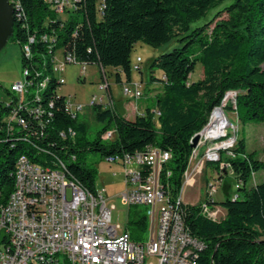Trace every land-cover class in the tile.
I'll return each mask as SVG.
<instances>
[{
  "label": "trees",
  "instance_id": "obj_1",
  "mask_svg": "<svg viewBox=\"0 0 264 264\" xmlns=\"http://www.w3.org/2000/svg\"><path fill=\"white\" fill-rule=\"evenodd\" d=\"M10 1L15 24L9 40L22 46L23 70L29 68L34 86L30 97L43 113L26 115V127L0 131V205L7 203L14 190L15 162L20 155L48 168L61 169L56 163L60 159L72 177L95 191L97 169L83 159L85 150L105 158L149 147L171 154L162 168L161 182L175 200L194 150L192 138L229 92L236 96L227 108L241 123L264 124V0H77L76 8L65 17L46 0ZM224 3L213 19L192 27ZM44 35L54 41H44ZM178 36L187 39L185 44L160 54L150 65L151 70L163 72V87L148 99L151 103L145 112L130 118L115 108L95 105L92 111L102 126L90 139L86 115L72 117L65 109L66 97L58 92L62 84L53 70L56 52L63 49L82 64L121 69L131 81V53L137 42L160 47ZM25 45L30 46V55ZM197 63L203 66V76L190 82ZM157 79L151 76V81ZM117 80L121 82L120 74ZM9 110L10 106L0 103V123ZM111 128L115 137L104 140L102 136ZM36 132H42V137ZM233 151L236 156L228 159L230 169L225 170L237 178L236 197L208 200L211 207L225 208L226 215L214 220L202 214V200L183 205L193 237L205 244L199 264H264V182L248 186L253 174L264 169V159L256 151H247L244 138L237 140ZM215 163L218 169L220 162ZM147 210L145 205H130L127 230L135 242L147 239Z\"/></svg>",
  "mask_w": 264,
  "mask_h": 264
},
{
  "label": "built area",
  "instance_id": "obj_2",
  "mask_svg": "<svg viewBox=\"0 0 264 264\" xmlns=\"http://www.w3.org/2000/svg\"><path fill=\"white\" fill-rule=\"evenodd\" d=\"M46 1L57 14L65 17L76 8L77 0ZM16 3L20 4V1L16 0ZM42 39L54 41L49 35H44ZM30 42H34V36L30 37ZM60 50L63 60L60 65L57 64L56 52L54 73L58 69L63 70L68 63H79L71 54ZM30 53L29 46L28 55ZM141 62L142 58L138 56L131 67L140 71ZM79 64L83 66L80 76H85L87 64ZM23 75L24 80L5 88L8 99L0 97L1 104L10 106L1 119L0 131L5 128L9 132L16 126L26 127V115L43 113L30 97L34 86L29 68L23 70ZM100 75V93H94L87 104L74 100L72 95H64L65 109L72 117L85 115L86 110L93 109L95 105L115 108L105 71L100 70ZM56 77L61 84L66 83L63 76ZM40 83L44 84V81ZM122 90L129 100L138 99V92L144 91L141 84L128 80L122 82ZM74 106H81V113H74ZM158 115L157 110L155 116ZM115 134V129L111 128L102 137L112 140ZM36 135L40 138L43 133L36 132ZM231 145L225 144L219 153L206 152L208 161L220 162V173L230 166L228 159H222V152L228 158L236 156ZM197 150L198 146L190 157L182 187L192 180L195 171L192 161L198 156ZM170 158L169 151L158 147L104 158L109 164H120L124 169L125 188L119 194L123 203L148 207L151 233L143 242H135L127 229L121 232L113 224L112 207L104 190L96 188L93 191L83 186L68 173L62 160L57 159L56 162L61 164V173L39 171V168H32L22 161V166L18 168L19 190L11 201V208L2 209L0 205V264H36L42 254L51 252H58V259L45 264H60V259L73 260V264H199L197 258L205 244L200 239H193L183 207L187 203L180 196L174 200L161 182L162 168ZM220 185L209 182L201 204V213L214 220L221 219L217 216L219 206L211 207L208 200L214 198ZM164 208H171V217H164Z\"/></svg>",
  "mask_w": 264,
  "mask_h": 264
},
{
  "label": "rangeland",
  "instance_id": "obj_3",
  "mask_svg": "<svg viewBox=\"0 0 264 264\" xmlns=\"http://www.w3.org/2000/svg\"><path fill=\"white\" fill-rule=\"evenodd\" d=\"M225 5H227V3L211 9L206 17L196 23H193L192 27H195L197 24L202 25L203 23L213 19L217 12L221 11ZM222 16L226 17L227 14L222 12ZM220 18L221 17L217 19L219 20ZM180 37L181 36L174 37L170 42L165 43L160 47H153L141 41L134 45L131 53V64H135L138 56L142 58V62L140 63V71L132 68L131 82L141 84L144 90L143 92L145 93L141 98L136 100L132 99L131 101L138 104H145V102L149 99L146 98L148 95L154 91H161L163 87L161 79L164 77V74L159 69H155L154 71L151 70L150 65L153 59L160 54L169 52L175 47H180L185 44L187 39L180 40ZM24 50L29 51L28 45L24 46ZM62 60V50H59L56 55L57 64L60 65ZM82 67L83 66L79 63H68L63 70L58 69L55 75L58 77L63 76L66 79V83L62 84L60 89H58L59 93H63L67 97L72 95L74 100L87 104L94 93H100L98 86V81L100 79V67L96 64L87 65L85 76H80ZM115 72L116 69L114 68L107 69L105 71V75H108L109 81L112 85L115 109L121 115L132 118V115L129 111H126L125 108V104L129 102V99L123 93L122 84L119 81H116ZM152 75L158 79L151 81ZM202 76L203 66L201 63H197L194 72L190 75L189 81L192 82L199 80ZM80 77H82V79ZM24 79L22 46L18 42L9 40L7 45L0 51V97L4 96L8 99L9 96L4 91L5 88H9L13 83ZM235 96L236 92H229L222 104L227 117L231 121V125L225 129L224 135L220 137V139L223 137L224 139L217 143L225 141L231 143V146L235 147L237 140L244 138L246 140L247 151H256L258 158L264 159V153L262 152V149L264 148V124L251 122L244 125L241 123L237 114L227 108L228 104L235 102ZM148 103H151V101L148 100L147 104ZM74 109L77 113H81V106H74ZM85 115L90 124L89 137L90 139H93L102 124L98 123L95 119L92 109H87ZM212 118L213 115L211 116V119ZM225 137L228 138L225 139ZM216 140H219V138H206L204 135L201 136L197 150L198 156L192 161V167L195 169L192 180L187 185L183 186L180 192L182 201L190 204H196L201 201L205 196L207 188L209 187V182H215L216 184L221 183L218 190L214 193V200L216 202L223 201L227 196L233 197V195L238 192V182L235 174L231 170H225L220 173V168H216L217 163L208 161L206 158V152H209V149H211L214 144H217L213 143ZM221 151L222 148L220 150L211 151L210 153H219ZM222 153L224 154V159H229L224 151ZM83 159L85 162L93 165L97 169L95 186L97 189L104 190L107 202L112 207L113 224L117 225L121 232L124 231L127 229L130 205L123 203L119 197V194L125 188V172L122 165L109 164L98 153H94L89 150H85L83 152ZM227 168L230 169V166H227L226 169ZM258 182H264V169L253 174L248 186H253ZM218 209L219 212L217 213V216L222 218L224 210L222 212L220 208ZM149 225L150 222L148 220L147 237H149L151 233Z\"/></svg>",
  "mask_w": 264,
  "mask_h": 264
},
{
  "label": "bare ground",
  "instance_id": "obj_4",
  "mask_svg": "<svg viewBox=\"0 0 264 264\" xmlns=\"http://www.w3.org/2000/svg\"><path fill=\"white\" fill-rule=\"evenodd\" d=\"M144 93L145 92L143 91L138 92V99L141 98L144 95ZM74 113H77L75 109H74ZM212 115L213 118L211 119L210 124L205 128L204 131H202L201 135H204L206 138H220L224 135L225 129H227L231 125V121L227 117L223 105L220 108H215ZM227 143L229 142L224 141L222 143L214 144L211 147V149H209V153L211 151H216L218 149L220 150L221 148H224L225 144ZM22 161H26V164H28L32 168H39V171L61 173L60 168L43 167L38 163L32 162L27 156L20 155L15 162L14 190L10 195L7 203L2 204V209H10L11 201H13L14 196L17 195V190H19V182H20V175L18 168L22 166ZM164 217H171V208H164ZM193 239H197V238L193 237ZM54 259H58V252L45 253L41 255V259H38V261H36V264H45V262H54ZM60 264H73V260L60 259Z\"/></svg>",
  "mask_w": 264,
  "mask_h": 264
},
{
  "label": "water",
  "instance_id": "obj_5",
  "mask_svg": "<svg viewBox=\"0 0 264 264\" xmlns=\"http://www.w3.org/2000/svg\"><path fill=\"white\" fill-rule=\"evenodd\" d=\"M14 24L15 17L13 4L10 0H0V51L7 45L9 38L13 34ZM210 122L211 117L208 124L192 138L191 144L193 148L198 146L202 136L201 133L210 124Z\"/></svg>",
  "mask_w": 264,
  "mask_h": 264
},
{
  "label": "crops",
  "instance_id": "obj_6",
  "mask_svg": "<svg viewBox=\"0 0 264 264\" xmlns=\"http://www.w3.org/2000/svg\"><path fill=\"white\" fill-rule=\"evenodd\" d=\"M100 67V66H99ZM112 67H107V68H101L100 67V69H99V71L100 70H104V71H106L107 69H111ZM115 69V68H114ZM118 74H120V76H121V84H122V82H124V81H126V77H125V75H124V73H123V71L120 69H116V72H115V79H116V81L118 82V80H117V75ZM101 76V75H100ZM105 78H107L108 79V82H109V85H110V93H111V96H112V98H113V100H114V95H113V91H112V85H111V82L109 81V78H108V75H106V77ZM100 80V79H99ZM99 82V81H98ZM60 89V88H59ZM59 92V91H58ZM159 93V90L158 91H154L153 93H151L150 95H148L146 98H152V97H155L157 94ZM60 94H63V93H60ZM63 95H65V94H63ZM114 103H115V100H114ZM146 107H147V102H145V104H143V103H135V102H133V101H131V100H129V102H127L126 104H125V108H126V111H129V113L132 115V118L133 117H135L137 114H141V113H144L145 112V110H146ZM127 117H129V116H127ZM259 183V182H258ZM257 184V183H256ZM226 193H228V192H226ZM186 203V202H185ZM187 204H190V203H187ZM218 208H220L221 210H222V212H223V210H224V215H223V217L226 215V209L225 208H223L222 206H219ZM222 217V218H223Z\"/></svg>",
  "mask_w": 264,
  "mask_h": 264
}]
</instances>
